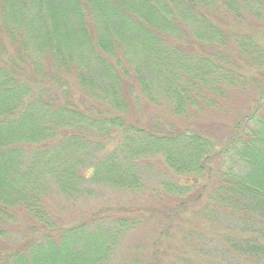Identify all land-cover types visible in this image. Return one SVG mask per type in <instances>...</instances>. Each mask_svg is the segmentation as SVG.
<instances>
[{
	"label": "trees",
	"instance_id": "obj_1",
	"mask_svg": "<svg viewBox=\"0 0 264 264\" xmlns=\"http://www.w3.org/2000/svg\"><path fill=\"white\" fill-rule=\"evenodd\" d=\"M246 86L222 141L187 122ZM140 103L184 125L129 117ZM155 156L184 180L161 185L185 198L160 238L180 223L197 255L264 264V0H0V264L108 263L139 221L61 227L45 199L139 189Z\"/></svg>",
	"mask_w": 264,
	"mask_h": 264
},
{
	"label": "rangeland",
	"instance_id": "obj_2",
	"mask_svg": "<svg viewBox=\"0 0 264 264\" xmlns=\"http://www.w3.org/2000/svg\"><path fill=\"white\" fill-rule=\"evenodd\" d=\"M244 75L250 78L254 72L252 69H247ZM254 97V89L251 86L237 89L230 92L225 100H221L215 109L204 111L197 117L186 120L192 127L202 131L208 139L220 142L227 134L229 129L227 127H231L237 114L246 113L247 109L253 105ZM130 116L140 122H146V124L156 121L163 126L171 125V123L175 126V121L176 126L184 125L180 118L171 119L168 111L163 107L148 106L141 103L139 106L132 105ZM111 148H113V144L108 146V149ZM217 149L218 147H216ZM163 161L162 156H155L145 162L148 163V167H141L139 171V189L119 190L103 185H92L88 187L87 194L73 199L51 191L45 199L47 210L57 225L61 227L77 225L94 213L138 220L139 223L136 228L125 234L122 242L106 264H148V254L152 252L153 243L154 249L158 253L157 264H228L213 254L200 256L194 250L191 251L182 240V232L188 227L187 225L178 223V226L170 231L171 236L168 239L160 238L159 233L165 225L160 221L166 211L172 212L174 208H177L179 201L185 198H176L161 190V185L164 182L178 185L184 183V180L180 176L174 175ZM159 223L162 224L159 225ZM197 224V227L194 226L198 230L199 223ZM25 225L26 223L16 225L15 229L18 230L19 234L12 231L14 237H11L12 240L9 239V242L14 241L15 245L16 239H21V235L26 233ZM207 230L203 226V231ZM203 234L201 233L202 240L197 241V245L207 248L204 245L207 232L205 235Z\"/></svg>",
	"mask_w": 264,
	"mask_h": 264
}]
</instances>
